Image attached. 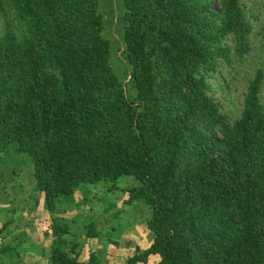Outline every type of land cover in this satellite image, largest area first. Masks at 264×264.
<instances>
[{"label": "trees", "instance_id": "obj_1", "mask_svg": "<svg viewBox=\"0 0 264 264\" xmlns=\"http://www.w3.org/2000/svg\"><path fill=\"white\" fill-rule=\"evenodd\" d=\"M122 2L126 84L98 0H0V151L14 142L30 158L50 216L46 264H100L92 246L79 260L62 198L123 175L138 181L124 203L150 211V242L124 264H264V71L234 118L209 84L251 50L243 0ZM83 228L94 242L95 221ZM12 248L0 245V264Z\"/></svg>", "mask_w": 264, "mask_h": 264}, {"label": "rangeland", "instance_id": "obj_2", "mask_svg": "<svg viewBox=\"0 0 264 264\" xmlns=\"http://www.w3.org/2000/svg\"><path fill=\"white\" fill-rule=\"evenodd\" d=\"M122 1L98 0V9L105 21L104 35L110 42L111 67L118 79L126 84L125 72L127 69L119 59L125 25L120 18L123 11ZM213 7H216L215 3H213ZM243 8L253 25L250 36L251 50L242 59L233 61V69L224 67L221 73H214L209 79L213 99L220 102L221 110L226 112L230 118L237 116L241 110L248 78L258 66H261L264 71V0H243ZM134 92V89L131 90L127 86L129 96L132 97ZM260 99L264 107V84L261 87ZM137 183V179L132 175L120 176L115 182L101 180L84 183L73 194L62 198L61 204L64 201L65 204L68 203L76 193L77 201L75 203L85 205L78 209V212L86 215L83 225L88 221H95L96 228L103 230L100 231V237L104 241H106L105 237L107 239H111V236L117 238L119 232L132 225V222H135L137 218L142 217L145 220L150 216L149 208L142 200H136L130 204L124 203L127 192L122 189ZM112 185L113 188H111ZM39 197L40 194L33 187L32 163L29 156L24 152H18L14 142L9 143L0 151V222L1 218L14 219L15 221L19 218V221L26 212H32V210L30 211L32 206L37 207L38 202L36 201L39 200ZM139 207L143 208L139 209ZM64 215L62 210L59 211L60 217H64ZM81 233L80 236H85L84 229ZM6 241L12 240L6 239ZM74 242L83 244L80 237ZM92 242L88 246H95V241ZM102 253L103 250L101 255ZM110 256L113 257L114 254ZM102 257L100 264H109V260L104 254ZM144 264H152L151 258L149 257Z\"/></svg>", "mask_w": 264, "mask_h": 264}, {"label": "crops", "instance_id": "obj_3", "mask_svg": "<svg viewBox=\"0 0 264 264\" xmlns=\"http://www.w3.org/2000/svg\"><path fill=\"white\" fill-rule=\"evenodd\" d=\"M76 201L77 197L75 193L71 200L68 201V203L72 205L68 203L65 204L64 201V205L68 207L62 205L61 210L63 211V215L65 214L64 217L72 221L69 225V231L74 241L78 239V237L83 240L78 258L79 260H85L88 257L90 248L88 244L90 242L86 236H80V233L83 232L84 229L83 221H85L86 218L84 216L86 215H84L85 213L78 212V209L85 205H79L75 203ZM142 208L143 207H139V209ZM31 210L32 212H26L22 215L19 221V218L16 221L13 219V222L4 229L3 235H1L2 237L5 236V238L1 240L0 245L2 243H10V245L14 246V248L7 251L11 256V264H46L45 256L49 253L51 243V236L49 234L46 235V232H49L50 216L43 205L41 194L37 207L35 208V206H32L30 208V211ZM143 211H145V209H143ZM5 221L9 220L1 218L0 227ZM141 221L142 217L137 218L135 222H132V225L120 231L117 238L111 236V239H107V237H105L106 241L100 237V231H103L101 230L102 228L98 229L99 234L95 239V246L91 248L95 249L94 247H96L97 250H103L100 256V263L101 257L104 254L107 260H109V264H124L125 257L134 251L136 245L140 244L141 248L148 246L150 240L148 234L142 228ZM6 239L12 241H6ZM110 241L118 242V244L115 246V244ZM111 254H114V256H110ZM150 258L153 264L155 257L150 256Z\"/></svg>", "mask_w": 264, "mask_h": 264}]
</instances>
